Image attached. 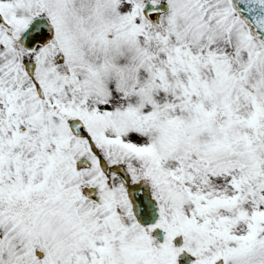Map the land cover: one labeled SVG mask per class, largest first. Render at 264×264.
I'll return each mask as SVG.
<instances>
[{"label": "snow or ice", "instance_id": "snow-or-ice-1", "mask_svg": "<svg viewBox=\"0 0 264 264\" xmlns=\"http://www.w3.org/2000/svg\"><path fill=\"white\" fill-rule=\"evenodd\" d=\"M0 264H264V0H0Z\"/></svg>", "mask_w": 264, "mask_h": 264}]
</instances>
